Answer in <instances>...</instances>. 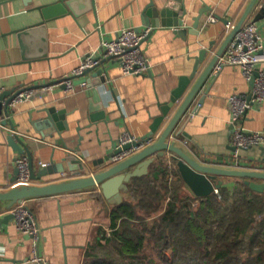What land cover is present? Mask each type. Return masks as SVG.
I'll return each instance as SVG.
<instances>
[{
	"label": "crops",
	"instance_id": "crops-1",
	"mask_svg": "<svg viewBox=\"0 0 264 264\" xmlns=\"http://www.w3.org/2000/svg\"><path fill=\"white\" fill-rule=\"evenodd\" d=\"M54 1L0 0V88L4 89L3 93L11 91L13 95L25 87L70 77L84 57L98 50L102 41L116 38L119 30L149 28L143 24L141 13L150 0H95V9L79 18L67 15L47 24L48 59H38V54H42L41 36L28 38L25 52L24 42L17 31L42 21L39 8ZM251 1L183 0L188 9L184 26L180 30L160 26L142 43L141 47L151 64L147 74L125 75L117 61L109 60L105 65V83H100L101 78L90 74L85 78L91 82L85 87L78 86L74 93L55 86L46 94L19 101L9 109L8 114L3 110L2 115L8 117V125L11 129L14 126L16 135L0 127V192L14 187L18 176L16 161L23 156L9 144L8 138L12 134L31 150L36 173L43 169L40 163H46L55 171L38 181L40 185L104 170L107 162L102 165H95V162L114 150L123 133L130 132L139 139L151 133L154 119L161 115V105L170 100L181 77L192 71L195 57L203 49H208V55L190 87L238 24ZM156 2L160 3L159 0ZM179 3L181 6V0ZM201 11L206 12L201 16L198 31L193 32L194 19ZM210 15L218 18L215 23L209 22ZM253 21L254 16H251L245 23ZM179 31L184 32L181 34ZM259 33L264 46V28ZM260 67L264 70V62ZM190 87L154 132V141L161 137ZM252 88L240 66L226 65L219 72L214 70L192 106L193 109L200 97L209 91L198 114L186 124L187 116L192 113L190 110L169 140L176 141L202 163L224 167L225 161L233 154L228 99L235 94L250 92ZM40 89L35 91L40 92ZM95 90L100 93L107 117L93 122L89 114V100ZM53 108L56 114L67 112L69 128L61 134L57 133V124L50 116ZM241 125L248 131H264V103L250 110ZM182 131L187 136L183 133L177 135ZM70 152L85 164V171L57 172ZM241 155L242 169L264 171V165H261L264 151L261 148L243 151ZM170 156L167 153L166 159ZM153 157L155 161L143 176H152L154 164L160 161L176 169L175 162L168 160V164L166 159ZM238 182L243 181L224 179L223 186L233 190ZM121 193L123 200L116 204L104 196L101 187L25 200L41 229L38 251L46 264H86L90 246L99 237L100 230L107 235L108 230L112 231L113 209L129 198V191ZM0 205V217L12 213L6 203L1 202ZM33 250V239L18 230L15 220L0 225V264H30L28 260Z\"/></svg>",
	"mask_w": 264,
	"mask_h": 264
},
{
	"label": "water",
	"instance_id": "water-1",
	"mask_svg": "<svg viewBox=\"0 0 264 264\" xmlns=\"http://www.w3.org/2000/svg\"><path fill=\"white\" fill-rule=\"evenodd\" d=\"M182 1L183 0H181L180 6V0H159L160 3L156 2V0H150L149 4L141 13V20L143 24L151 28L149 35L144 39V41L149 39L153 34L154 29L159 28L160 26L177 27L179 28V30L184 26L185 19L188 16V9L185 2L183 4ZM94 6L95 0H56L47 6L40 7L39 10L42 12V21L35 25L17 31L21 41L24 42V51L26 52L27 49L28 38H32V35H40L42 38V43L40 42V44H42V54L39 53L37 58L48 59L46 47L47 24L67 15L73 16L74 18H79L80 16L94 10ZM204 12L206 11H201L199 16L195 17L193 32L198 31L200 19ZM251 16H254V23L262 22L258 27V32H260L264 28V0L251 1L238 24L227 36L220 49L215 53L211 61L196 79L192 87H190L191 83L195 80L202 63L208 55V49H203L198 57H195V63L192 71L188 75L181 77L179 86L171 93L170 100L161 105V115L154 119V123L151 126V133L145 138H142V140L151 142L150 145H148L146 148L118 164L109 165L111 158L121 151L120 149L113 150L109 155L95 162V165H102L106 162L107 165L106 167H104V170L93 175L79 176L74 177L73 179L64 181L61 180L41 185H23L20 187H14L6 192H0V203H6L7 209L12 210L16 205L24 202L27 199L57 196L70 192L85 191L95 187H101L102 193L107 199L111 201V203H121L123 200L121 192L129 191L131 180L133 178L141 177L148 173L150 165L155 161V158L153 156H155L157 159L164 160L166 159L167 153H170L171 156L166 159V161L168 162V164L170 161L175 162V168L180 175V178L183 180L186 190L196 198H205L215 193L216 189L220 190V188L224 184V179L242 180L243 183L253 191L264 193V171L257 169H233L202 163L196 158H193L191 155H189L184 148L177 145L176 141L171 142L169 140L174 130L177 128L179 123L188 115L190 110H192V113L187 116L186 124L190 123L193 117L198 114L200 107L204 103L206 94H208L209 91L207 90L205 95H202L200 97V99L197 101V105L192 109L194 102L198 99L207 81L213 74L220 57L226 51L235 35L241 30L244 23ZM137 30L139 29L137 28ZM179 32L183 34L184 31ZM109 60H112V58L102 59L100 66L86 69L82 75L83 79L79 80L77 84L81 83L82 81L91 82L87 81V79L85 78L90 74H92V77L94 78H101L100 83H105V74H107L105 65ZM56 82L25 87L23 89L17 90L13 95L10 94L11 91H6L2 95H0V100L5 101V99L9 97L7 99L8 104L12 99H14L22 92L42 88V90L40 89V92L35 91L34 95L32 96V98H35L37 96L46 94L48 91L43 88L54 85ZM250 83L252 86L254 85V78L250 81ZM189 87V92L174 112V115L170 119L161 137L157 141H154V132H156V130H158V128L162 125L164 120L168 117V115L171 113L175 105L179 102V100L182 98ZM89 103V114L91 121L94 122L97 120L106 119L107 116L104 109L105 106L102 102L99 91H94V94L90 98ZM3 109H5V112L7 114L9 113L8 106H6V108H3L1 105L0 113L3 111ZM66 114L67 112L65 111H61L60 113L56 114V109L54 108L50 110L51 119L54 120L57 124L56 131L58 134H61L63 131L69 128ZM181 133L187 136V134L183 131L177 135H181ZM8 140L10 146L15 151H18L21 155L28 156L33 180L38 182L43 178H46L55 173L51 166L43 168L39 173H36L34 169V159L32 152L26 146V144L19 137L14 135H10ZM129 147L130 144L124 146V149H128ZM261 149L264 151V148ZM232 150L234 152L236 148L233 146ZM85 169V164H83L81 160L77 159V157L70 152L69 155H66V157H64L63 166L62 168H59L57 172H83L85 171ZM218 177L221 179L218 180ZM14 218L15 215L13 213H10L5 217H0V225L7 224L9 223V221L14 220Z\"/></svg>",
	"mask_w": 264,
	"mask_h": 264
},
{
	"label": "trees",
	"instance_id": "trees-1",
	"mask_svg": "<svg viewBox=\"0 0 264 264\" xmlns=\"http://www.w3.org/2000/svg\"><path fill=\"white\" fill-rule=\"evenodd\" d=\"M153 168L131 180L129 198L112 211L111 236L100 230L86 264H264V193L238 182L222 186L221 198H196L176 169L163 161Z\"/></svg>",
	"mask_w": 264,
	"mask_h": 264
},
{
	"label": "built area",
	"instance_id": "built-area-1",
	"mask_svg": "<svg viewBox=\"0 0 264 264\" xmlns=\"http://www.w3.org/2000/svg\"><path fill=\"white\" fill-rule=\"evenodd\" d=\"M218 18L210 15L209 22L215 23ZM151 28L137 30V28H124L117 32L116 38L102 41L98 50L88 54L82 61V64L73 72L72 76L56 82L54 85L44 87L49 90L55 86L64 87L66 92L74 93L78 86L85 87L88 82L82 81L83 73L88 68L100 66L102 59L112 58L117 61L125 75H144L150 71V60L146 57L142 43L149 35ZM264 46L262 38L258 32L257 23H245L241 30L235 35L226 51L220 57L215 71L219 72L226 65L240 66L244 77L251 81L254 78V85L250 92L235 94L229 97L228 103L231 110L230 127L232 144L236 148L233 154L225 161V166L233 169H242V152L251 149L264 148V131L252 132L246 130L241 125L244 116L255 108H259L264 103V70L260 67L264 62ZM99 57V58H98ZM86 81V80H85ZM4 89L0 88V95ZM35 90H27L20 93L8 104L7 101L0 100V106L3 108H12L19 101L32 97ZM5 111V109H3ZM0 114V127L11 131L16 135L15 129L8 125V117ZM12 134V135H13ZM150 141H145L133 136L130 132H125L119 139L114 150H121L110 160L109 165L118 164L129 157L140 152L148 145ZM130 144L128 149L124 146ZM18 176L14 187L23 185H34L39 182L32 179L30 162L27 155L21 156L16 161ZM43 168L47 167L46 163H40ZM264 165V159L261 162ZM13 187V188H14ZM218 197L221 198L220 191L215 190ZM15 215V222L18 230L31 237L34 241V250L28 260L30 264H46V260L38 251L41 229L29 208L22 202L12 209Z\"/></svg>",
	"mask_w": 264,
	"mask_h": 264
},
{
	"label": "rangeland",
	"instance_id": "rangeland-1",
	"mask_svg": "<svg viewBox=\"0 0 264 264\" xmlns=\"http://www.w3.org/2000/svg\"><path fill=\"white\" fill-rule=\"evenodd\" d=\"M198 207H199V203L198 202L194 203V209L197 210ZM150 214L151 215H148L145 212H142V215H144L147 218L149 217V220L151 221V219H153V217H155V215H157V213L154 214L153 212H151ZM111 234H112V231L108 230V236H111ZM147 252L155 255V252L152 250V246L147 247Z\"/></svg>",
	"mask_w": 264,
	"mask_h": 264
}]
</instances>
